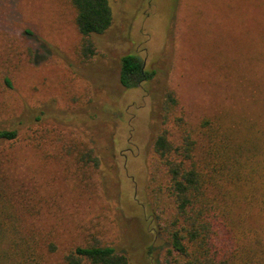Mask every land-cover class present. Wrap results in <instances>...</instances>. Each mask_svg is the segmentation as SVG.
Returning <instances> with one entry per match:
<instances>
[{"label": "rangeland", "instance_id": "obj_1", "mask_svg": "<svg viewBox=\"0 0 264 264\" xmlns=\"http://www.w3.org/2000/svg\"><path fill=\"white\" fill-rule=\"evenodd\" d=\"M109 5L112 24L81 63L69 0H0V131L18 130L0 138V188L24 201L28 229L53 235L55 260L96 238L129 264H168L152 151L163 94L175 91L191 123L214 118L264 148V0ZM127 53L152 74L129 89L119 82ZM70 141L94 149V173L61 156Z\"/></svg>", "mask_w": 264, "mask_h": 264}, {"label": "trees", "instance_id": "obj_2", "mask_svg": "<svg viewBox=\"0 0 264 264\" xmlns=\"http://www.w3.org/2000/svg\"><path fill=\"white\" fill-rule=\"evenodd\" d=\"M69 2L80 34L77 54L84 63L96 53L92 36L111 26L112 11L109 0ZM143 60L133 53L120 57L122 87L134 88L149 79L152 74ZM3 84L10 87V78L5 76ZM17 136V129L0 131L3 140ZM261 149L257 140L239 142L230 127L214 118L191 123L175 91L165 90L152 151L163 177L155 193L165 209L156 219L168 264H264ZM59 151L84 172L99 165L94 149L84 143L66 142ZM23 203L0 188V264H129L126 254L96 238L66 249L55 260L58 243L50 232L27 228Z\"/></svg>", "mask_w": 264, "mask_h": 264}]
</instances>
